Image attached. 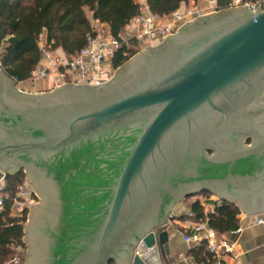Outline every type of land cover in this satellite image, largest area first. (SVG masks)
I'll use <instances>...</instances> for the list:
<instances>
[{"label":"water","instance_id":"1","mask_svg":"<svg viewBox=\"0 0 264 264\" xmlns=\"http://www.w3.org/2000/svg\"><path fill=\"white\" fill-rule=\"evenodd\" d=\"M215 14L185 22L94 85L23 91L0 58V177L19 172L27 155L143 122L115 179L89 187L109 198L92 211L98 222L78 238L82 246L70 264H171L167 226L190 216L188 198L204 190L244 212L264 209V192L250 185L264 164V110L246 120L232 113L264 96V9ZM222 134L238 141L234 159L220 155ZM37 185L48 201L24 225V264H51L59 200L51 178L40 175Z\"/></svg>","mask_w":264,"mask_h":264},{"label":"trees","instance_id":"2","mask_svg":"<svg viewBox=\"0 0 264 264\" xmlns=\"http://www.w3.org/2000/svg\"><path fill=\"white\" fill-rule=\"evenodd\" d=\"M186 0H148L153 12L168 16ZM231 0H218L219 8H228ZM254 1V0H244ZM136 0H0V58L5 72L16 82H24L38 65L42 51L39 46L41 35L46 32V43L52 49L62 50L68 57L77 54L88 45L89 37L95 34L93 21L108 24L117 35L138 13ZM139 51L138 43L122 48L113 59L115 67H121ZM23 171L7 173L2 191L3 206L0 208V264H21L23 262L24 224L28 208L14 211V199L25 182ZM212 203L213 211L207 212L201 199L193 203V220L208 218L209 225L218 233L238 230L240 209L235 203L220 199L210 200L211 192L199 193ZM196 252L210 264L214 255L205 241ZM18 257V263L11 259ZM110 264H115L111 261Z\"/></svg>","mask_w":264,"mask_h":264},{"label":"flooded vegetation","instance_id":"3","mask_svg":"<svg viewBox=\"0 0 264 264\" xmlns=\"http://www.w3.org/2000/svg\"><path fill=\"white\" fill-rule=\"evenodd\" d=\"M202 21L203 18L196 25ZM154 48L156 47L151 50ZM255 101H257L255 105L244 101L232 113H239L246 120L255 108L264 110V96ZM142 126L143 122L124 125L79 141L62 151L27 155L24 158L25 162L19 165L20 171L24 172L38 191L37 204L31 213L32 216L48 201L37 185L38 177L47 176L56 186L60 219L53 236L51 264H70L81 248L82 241L78 238L84 236L98 222L99 215L92 211L101 208L109 198L107 190L95 188L107 187L115 179L119 164L126 158ZM217 142L223 148L220 151L221 156L235 158L238 150L236 148L238 141L235 137L222 134ZM251 143L252 139L241 141L244 145ZM246 153L247 151H244V154ZM256 173L257 179L250 185L255 186L256 192H264V164L258 167ZM229 188L230 186H226L227 190ZM229 190L233 193L236 189Z\"/></svg>","mask_w":264,"mask_h":264},{"label":"built area","instance_id":"4","mask_svg":"<svg viewBox=\"0 0 264 264\" xmlns=\"http://www.w3.org/2000/svg\"><path fill=\"white\" fill-rule=\"evenodd\" d=\"M136 3L138 13L117 35L111 32L108 24L95 26V34L89 37L88 45L72 57H68L62 50L52 49L46 41H39L42 56L28 81L51 79L55 87L65 82L90 85L106 82L116 73L118 67L113 65V59L122 48L132 47L136 42L138 45L159 44L167 36L176 33L185 22L195 20L199 15L206 17L225 10L219 8L218 0H192L170 15L160 16L151 10L148 0H136ZM236 7L251 11H257L259 8L263 10L264 0H231L228 8ZM4 177L5 175L0 177V208L3 206ZM35 199L36 193L24 183L14 199V211L20 213L25 208L29 209V204ZM190 216L175 219L186 242L202 244L205 241L217 260H220L224 253L233 251L234 243L212 228L207 217L204 220H193ZM18 261L19 258L14 257L10 262Z\"/></svg>","mask_w":264,"mask_h":264},{"label":"crops","instance_id":"5","mask_svg":"<svg viewBox=\"0 0 264 264\" xmlns=\"http://www.w3.org/2000/svg\"><path fill=\"white\" fill-rule=\"evenodd\" d=\"M191 1L186 0L184 3L189 4ZM98 22L93 21V24L98 26ZM101 24L106 25L105 23ZM41 37L42 42H45L46 32ZM43 81H45L44 83L47 82V84L53 83L51 79H44ZM20 83L23 84V82ZM2 182L4 183V181ZM196 199H201L207 212L214 210L213 204L207 203L206 197L201 194L188 198V201L194 203ZM209 199L218 201L221 198L211 192ZM238 217L240 220L238 231L222 233L230 242L234 243L233 251L224 253L220 260L215 257V263L213 264H264V209L252 212H244L240 209ZM167 230L169 232L171 264H177L179 261H184L185 264H210L203 259V255L196 252L197 248L201 247V244H192L184 240L176 220H172L169 223Z\"/></svg>","mask_w":264,"mask_h":264},{"label":"rangeland","instance_id":"6","mask_svg":"<svg viewBox=\"0 0 264 264\" xmlns=\"http://www.w3.org/2000/svg\"><path fill=\"white\" fill-rule=\"evenodd\" d=\"M190 3V2H189ZM221 12V11H220ZM220 12H218V14L220 13ZM215 14V13H214ZM218 14H215V15H218ZM98 26H97V24H93L94 26H97V27H100V25H101V23L100 22H98ZM40 41H42V37H40ZM156 45H158V44H152L151 46H156ZM139 46V51L137 52V53H139L140 51H142L146 46H149V43L148 44H145V43H142V44H140V45H138ZM136 53V54H137ZM135 54V55H136ZM133 57V56H132ZM45 81H43V80H40V81H37V82H31V81H28V80H25V82H23V84L22 83H18V85H17V87L18 88H20V89H22L23 91H27V92H31V93H35V92H45V91H49V90H52V89H54L55 88V86L53 85V83H50V84H47V82L46 83H44ZM42 83H44V84H42ZM24 182H25V184L31 189V190H33L34 192H35V190H34V188H33V186L31 185V183L28 181V177H26V175H25V178H24ZM36 193V192H35ZM37 194V193H36ZM195 196H197V195H194V196H191V197H195ZM191 197H189V198H191ZM201 199H202V197H200ZM218 200H220V199H218ZM36 201H37V198L35 199V201L32 203V204H29V209H28V217H27V221L25 222V224L24 225H26V224H28V221H29V217H30V215H31V212H32V210L34 209V207L36 206ZM26 236V235H25ZM25 236H24V239H25ZM26 245V244H25ZM28 247L26 246V248L25 249H23V256H22V258H23V262L21 263V264H24V262H25V258H26V255H27V253H28Z\"/></svg>","mask_w":264,"mask_h":264}]
</instances>
